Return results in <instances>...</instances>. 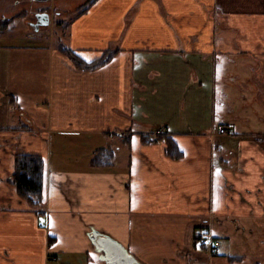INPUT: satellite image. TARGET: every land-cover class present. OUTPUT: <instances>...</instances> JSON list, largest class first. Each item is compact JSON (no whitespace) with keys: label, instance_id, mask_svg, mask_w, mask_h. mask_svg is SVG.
<instances>
[{"label":"crops","instance_id":"1","mask_svg":"<svg viewBox=\"0 0 264 264\" xmlns=\"http://www.w3.org/2000/svg\"><path fill=\"white\" fill-rule=\"evenodd\" d=\"M68 27L111 57L0 35V264H106L93 232L141 264H264V0H97ZM16 154L44 160L42 217Z\"/></svg>","mask_w":264,"mask_h":264},{"label":"rangeland","instance_id":"2","mask_svg":"<svg viewBox=\"0 0 264 264\" xmlns=\"http://www.w3.org/2000/svg\"><path fill=\"white\" fill-rule=\"evenodd\" d=\"M90 1L0 0V24L6 22L7 19H10L12 23H10L11 25L9 24L8 29H0V35L5 31H13L4 40V42H11L13 44L38 45L44 44L49 38H52L56 45L58 43L68 45L67 38L70 34L68 26L82 13V10L85 9ZM43 8H46L45 11L50 13L51 23L48 26H41L39 31H35L33 23L37 21L36 13L42 11L41 9ZM29 32L34 33L37 38H26L25 36Z\"/></svg>","mask_w":264,"mask_h":264},{"label":"trees","instance_id":"3","mask_svg":"<svg viewBox=\"0 0 264 264\" xmlns=\"http://www.w3.org/2000/svg\"><path fill=\"white\" fill-rule=\"evenodd\" d=\"M97 0H91L82 12L86 11L88 6ZM10 19L0 24V29L5 30L12 24ZM10 24V25H9ZM60 50L65 53L73 63L80 69L92 70L104 64L112 55L113 52L108 51L105 55L95 61H86L78 55L73 49L61 44ZM161 137L160 139H162ZM144 142L152 141L149 135H143ZM263 141L264 139L261 138ZM261 141V142H262ZM166 152L169 156L178 158L182 155L177 144L170 138L165 139ZM113 160V152L109 149H97L92 157V164L94 166H104L111 164ZM44 174L45 164L42 156L38 154H16L15 156V170L9 176L8 181L13 184L18 194L26 199L32 207L37 209L40 217L45 215L44 211ZM43 225V223H41ZM52 240V238H51Z\"/></svg>","mask_w":264,"mask_h":264},{"label":"water","instance_id":"4","mask_svg":"<svg viewBox=\"0 0 264 264\" xmlns=\"http://www.w3.org/2000/svg\"><path fill=\"white\" fill-rule=\"evenodd\" d=\"M36 16L37 21L33 23L35 31H39L41 26H48L51 23V16L47 11H38ZM91 239L97 251L100 252L101 259L106 264H141L122 244L113 238L99 234L98 232H93L91 233Z\"/></svg>","mask_w":264,"mask_h":264},{"label":"built area","instance_id":"5","mask_svg":"<svg viewBox=\"0 0 264 264\" xmlns=\"http://www.w3.org/2000/svg\"><path fill=\"white\" fill-rule=\"evenodd\" d=\"M165 131H166V127L165 126L159 127L157 129V133H163ZM218 132L220 134H233V129L232 128H228V127L223 126V125H219L218 126ZM199 241L203 245H209V248H210V251H211L212 254H216L217 253V250H218V247H219V242L216 239H213L208 234H206V235L204 234V235H201L199 237Z\"/></svg>","mask_w":264,"mask_h":264},{"label":"flooded vegetation","instance_id":"6","mask_svg":"<svg viewBox=\"0 0 264 264\" xmlns=\"http://www.w3.org/2000/svg\"><path fill=\"white\" fill-rule=\"evenodd\" d=\"M46 8L41 9L42 11H45Z\"/></svg>","mask_w":264,"mask_h":264},{"label":"bare ground","instance_id":"7","mask_svg":"<svg viewBox=\"0 0 264 264\" xmlns=\"http://www.w3.org/2000/svg\"><path fill=\"white\" fill-rule=\"evenodd\" d=\"M218 241V240H217Z\"/></svg>","mask_w":264,"mask_h":264}]
</instances>
